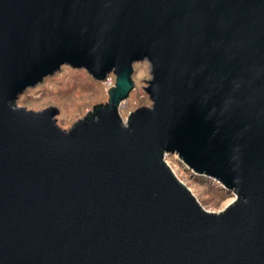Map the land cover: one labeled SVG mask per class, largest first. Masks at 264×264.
Listing matches in <instances>:
<instances>
[{
  "label": "water",
  "instance_id": "water-1",
  "mask_svg": "<svg viewBox=\"0 0 264 264\" xmlns=\"http://www.w3.org/2000/svg\"><path fill=\"white\" fill-rule=\"evenodd\" d=\"M63 65L115 76L69 129L15 104ZM168 153L236 198L206 210ZM0 264H264V0H0Z\"/></svg>",
  "mask_w": 264,
  "mask_h": 264
},
{
  "label": "rangeland",
  "instance_id": "rangeland-1",
  "mask_svg": "<svg viewBox=\"0 0 264 264\" xmlns=\"http://www.w3.org/2000/svg\"><path fill=\"white\" fill-rule=\"evenodd\" d=\"M110 74L115 79L114 74ZM150 78V67L147 61L134 63L132 73L134 88L118 107L123 120L130 111L151 105L144 87ZM107 99L108 93L103 81L95 80L83 68L63 65L55 74L45 77L41 83L26 89L18 96L15 104L34 111L56 106L58 108L56 123L63 129H69L79 119L84 118L88 111L92 110L93 105L105 103ZM165 161L206 210L221 211L236 198L232 190L224 188L217 180L192 171L177 154H166Z\"/></svg>",
  "mask_w": 264,
  "mask_h": 264
},
{
  "label": "built area",
  "instance_id": "built-area-1",
  "mask_svg": "<svg viewBox=\"0 0 264 264\" xmlns=\"http://www.w3.org/2000/svg\"><path fill=\"white\" fill-rule=\"evenodd\" d=\"M103 83L105 84L106 89H108L110 86L114 83V78H112L111 74H107L105 79L103 80Z\"/></svg>",
  "mask_w": 264,
  "mask_h": 264
}]
</instances>
